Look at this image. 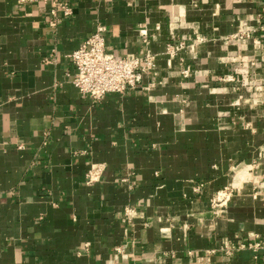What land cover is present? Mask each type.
<instances>
[{"label":"crops","instance_id":"crops-1","mask_svg":"<svg viewBox=\"0 0 264 264\" xmlns=\"http://www.w3.org/2000/svg\"><path fill=\"white\" fill-rule=\"evenodd\" d=\"M61 1L52 28L54 0H0V264H264L207 254L264 242V0ZM100 28L156 62L94 103L71 55Z\"/></svg>","mask_w":264,"mask_h":264},{"label":"built area","instance_id":"built-area-1","mask_svg":"<svg viewBox=\"0 0 264 264\" xmlns=\"http://www.w3.org/2000/svg\"><path fill=\"white\" fill-rule=\"evenodd\" d=\"M37 0H19L20 4H30ZM73 8L66 2L54 0L53 19L50 22L52 28L61 24L62 13L64 18L73 15ZM104 28L98 29L78 50L71 55V60L75 66L76 73L73 77V85L82 93L88 96L94 103H100L108 94H125L130 89L136 88L142 81L144 75L152 74L155 69L156 56L148 52L142 58H121L107 50ZM185 48L184 44L177 49L174 45H168V54L176 56L178 51ZM190 70L184 71V76L188 77ZM103 168L93 165L86 176L87 185H92L100 181ZM204 185L195 188L196 193H201ZM264 190V183L260 186ZM233 196V190L229 187L218 192L213 198L211 207L216 210L227 203ZM137 208L126 210L125 220L130 223ZM264 248V242L259 237H254L249 242L224 241L222 246L215 251H210L208 255L221 253L226 258H232L243 251L257 252ZM189 256L200 257L197 251H189ZM172 257L174 256L171 255ZM210 264V263H203Z\"/></svg>","mask_w":264,"mask_h":264}]
</instances>
